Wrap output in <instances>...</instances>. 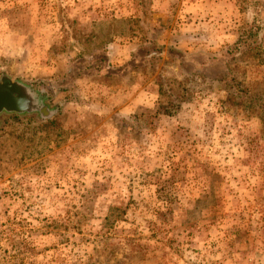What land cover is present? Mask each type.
<instances>
[{"label": "rangeland", "instance_id": "rangeland-1", "mask_svg": "<svg viewBox=\"0 0 264 264\" xmlns=\"http://www.w3.org/2000/svg\"><path fill=\"white\" fill-rule=\"evenodd\" d=\"M261 59L264 0H0V264H264Z\"/></svg>", "mask_w": 264, "mask_h": 264}, {"label": "trees", "instance_id": "trees-1", "mask_svg": "<svg viewBox=\"0 0 264 264\" xmlns=\"http://www.w3.org/2000/svg\"><path fill=\"white\" fill-rule=\"evenodd\" d=\"M260 30H259V27L256 26V24H254L249 32H246L245 34H241L239 36H237L236 40L234 41V43L227 49L225 50H221L217 53H214V54H209L208 55V60L206 61V65H210L211 63H220L221 65L223 64L224 66H227L228 63L230 62H233L235 61V59L239 56H244L246 54H249V53H256V56L257 58L260 57ZM108 45H109V42L106 43L105 47H101L100 48V51H104V52H109V49H108ZM95 47V46H94ZM96 48H94V50H91V53L90 55H87L90 57V60H91V64L85 68L84 70L81 71V74L82 75H86L87 74V71L88 69H94V68H97V64L95 63L94 61V52L96 51L95 50ZM259 53V54H258ZM79 55L80 56H77L74 60H71V63L72 62H75V63H83L84 60H85V57L86 55L80 53ZM223 61V62H221ZM261 63L262 61L264 60H260ZM128 64V61L124 63V66H126ZM205 66V64H204ZM106 71H107V74L110 75V71H112V69L114 70V68H111L110 64L107 62L106 63ZM116 69H120L119 68H116ZM230 79V78H229ZM232 80V78H231ZM221 82L225 83L226 82V76L223 77L222 79H220ZM235 83V82H234ZM28 91V93L31 95L32 97V101H34V104L37 108V111L36 113L38 114H44L47 109H48V106L47 104L45 103V97L34 90V88H32L31 86L29 85H26V84H22ZM233 92H234V97L236 100L240 99V100H243L245 99V103H251L253 102V99H251L250 97L244 95L242 93H240L239 91L237 92V90L234 88H232ZM264 105V104H263ZM263 105H260V106H263ZM237 233V232H236Z\"/></svg>", "mask_w": 264, "mask_h": 264}, {"label": "water", "instance_id": "water-1", "mask_svg": "<svg viewBox=\"0 0 264 264\" xmlns=\"http://www.w3.org/2000/svg\"><path fill=\"white\" fill-rule=\"evenodd\" d=\"M37 108L27 89L8 78L0 81V115L36 112Z\"/></svg>", "mask_w": 264, "mask_h": 264}, {"label": "crops", "instance_id": "crops-1", "mask_svg": "<svg viewBox=\"0 0 264 264\" xmlns=\"http://www.w3.org/2000/svg\"><path fill=\"white\" fill-rule=\"evenodd\" d=\"M113 44H114V43L109 42L108 49L111 48V49H115V50H116V49L118 48V47L116 48V46L114 47ZM86 59H90V57H89V56H86ZM219 234H220V231H219ZM220 245H223V243H222V244L220 243ZM192 253H193V252H192ZM192 253L190 252V254H192Z\"/></svg>", "mask_w": 264, "mask_h": 264}]
</instances>
